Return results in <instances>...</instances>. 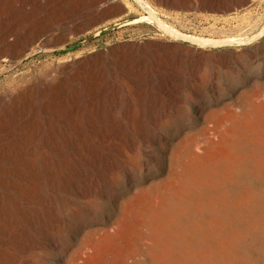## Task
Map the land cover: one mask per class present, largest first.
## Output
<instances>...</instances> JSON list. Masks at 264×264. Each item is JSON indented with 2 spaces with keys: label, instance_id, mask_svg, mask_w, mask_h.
<instances>
[{
  "label": "rangeland",
  "instance_id": "obj_1",
  "mask_svg": "<svg viewBox=\"0 0 264 264\" xmlns=\"http://www.w3.org/2000/svg\"><path fill=\"white\" fill-rule=\"evenodd\" d=\"M179 1L0 0V31L14 40L0 92L81 70L59 93L39 85L0 105V206L16 214L0 238L18 229L28 239L20 264H264V0ZM23 34L33 51L20 58ZM133 44L140 52L126 55ZM127 119L134 146L52 185L45 146L76 125L106 146L105 130ZM35 172L38 195L22 196L13 182Z\"/></svg>",
  "mask_w": 264,
  "mask_h": 264
},
{
  "label": "bare ground",
  "instance_id": "obj_2",
  "mask_svg": "<svg viewBox=\"0 0 264 264\" xmlns=\"http://www.w3.org/2000/svg\"><path fill=\"white\" fill-rule=\"evenodd\" d=\"M95 3H97V2H94V4ZM179 3H180V1H179ZM185 3L187 4V2H185ZM106 4H108V3H106ZM194 4H195V2H194ZM142 5H144V7L147 8V6H146V4L144 2H142ZM117 7H116V9H117ZM1 8H2V6L0 4V9ZM109 8H111V7L109 6ZM90 10H92V9H90ZM88 14H90V13H88ZM152 18L153 17L150 15L149 19H152ZM80 19H81V16H80ZM84 19H86V18H84ZM77 21H78V18H77ZM84 21H86V20H84ZM73 22H75V21L73 20ZM42 23H44V21ZM71 24L73 25V23H71ZM76 25H78V24H76ZM80 25L82 26V24H80ZM22 26H23V24H22ZM73 26H75V24ZM20 27H21V25H20ZM38 28H41V27H38ZM54 28H55V26H54ZM15 32H16V30H15ZM51 32H53V31H51ZM173 32H174V30H173ZM9 33L0 31V47H2V46L4 47L3 50L0 49V59H3V60L5 58H4V56L2 57V54L5 52V50L7 52V50L10 49L14 45V42H13L14 40L13 39L11 40ZM176 33H172L170 31V34H172L173 36L180 37L182 39L188 40L189 42L191 41V42L200 43V44H203V45L208 43V41L206 39L204 40V39H201L199 37L198 38L197 37L194 38V37H190L188 35H182L181 33L179 34V32H176ZM59 35H61V33ZM51 36H52V34H51ZM53 36H55V34ZM42 38H44V37H42ZM49 38H51V37L49 36ZM14 39H16V37ZM47 39H44V40H47ZM16 40H18V39H16ZM31 40L32 39L30 38V34L29 35H27V34H23L22 35V40L19 41V44H18L19 51L17 52L20 58L27 56V54H29L30 52L33 51V50H29L28 52L26 51L28 49V47L31 46V44L33 43ZM52 40H54V39L52 38ZM211 41H212L211 43H213V40H211ZM50 44H52V43H50ZM34 45H36V44L34 43ZM154 45H155L154 43L147 42L146 46H142V48L143 47L146 48L147 46L153 47ZM46 46H47V44H46ZM139 49H140V46L133 44V45L130 46V50L131 51L128 52V53H125V54L126 55H130L131 53L132 54L135 53V52L137 53L139 51ZM9 54H10V52H9ZM33 56H34V54H33ZM110 56H114L115 57V55H113V54L110 55ZM19 57H17V58H19ZM178 57H179V55H178ZM11 58H12V56H11ZM83 62H85V61H83ZM12 63H14V62H12ZM81 64H83V63H81ZM81 64H79V65H81ZM56 65H57V68H58V64H56ZM5 69L6 68H3V69L0 68V71H2V70L5 71ZM61 69H65L66 70L65 71L66 74H63L61 72ZM177 69H179V67H177ZM74 70H76V69H74ZM82 70L85 71V70H87V68H84ZM80 72H81V70H79V72L77 70L76 71L72 70V72H70V68L64 66V67H61L59 72H57V73L55 71V73L43 74V75L39 76L38 78H35L33 80V82H30V80H28L26 83L18 85L14 89L6 88L2 92H0V105L1 104L3 105L5 103H7L8 101H12L13 105L16 102L18 103V101H20L21 99L27 98L30 93L32 94L33 92H35L38 89L39 85H41L44 88V90H46L49 94L53 95V94L59 93V92L62 91V89L65 86L66 81L68 80L67 79V75L69 74L70 76H68V77L74 78ZM73 73H77V74L74 75ZM124 80H126V79H124ZM171 85L169 84V81L167 80V82L163 84L162 89H165V90H172L173 89L174 90L175 89L174 87L171 89ZM126 87H127V89H129L128 86H126ZM41 93H42V90H41ZM128 109H129L128 113L132 114V111L134 110V103L133 102L129 103ZM141 111H142V108H141ZM96 116H97V114L94 113L93 115L91 114L89 116V118H90V120H93V118L96 117ZM127 120L128 121H126V122L121 120L122 121V126H123L122 129L116 130V128H115V129L110 130L111 132H113L112 137L108 135L109 131L105 130L103 136L107 137V140H106L107 141L106 142L107 145L106 146H103L102 143H100V142L99 143H94V142L91 141L92 136L93 135L96 136L95 133H99V130H95L94 132L93 131H91V132L84 131V129H82L81 126H79V125L75 126L76 129L72 130L73 133H64V134L61 135V138L63 139L64 144L63 143H61V144L57 143L56 145L49 144L48 146H45V149L42 151L43 155H42L41 158L39 157V159H40V162H41V164L43 166L44 174L48 177V179L52 183V185L54 187H57V185L59 184L58 182L61 179V176H63V175H65L68 178V180L65 181V185L66 186L68 184H70V183H73V177H74L75 173H77V170H80V169L81 170H83V169L87 170V168L90 167V166H95L98 163L99 164L105 163L106 159H107V156H111L110 153L112 151H115V150L118 149L120 152L125 153V150L123 149V143L122 142H124V144L129 142V144H130L129 147L130 146H134L136 144V141L134 140L133 136L131 135L133 130L129 127V124H130L131 121H130V119H127ZM139 123H140V126H143V127L145 126L146 127L147 122L145 121V117H142L139 120ZM140 134H142L143 136H148V130H144ZM64 139H71L72 141L70 143H68ZM72 159H73V161H75V163L77 162V166H73L72 165V162H71ZM24 164L27 166L28 169L34 168L35 157L27 155L24 158ZM60 169H62V170H60ZM23 170H24V168H23ZM110 170H112L111 165H109L107 163V165L105 167V173L103 174L104 178H105V175L110 172ZM18 177L21 178L22 180H24L26 182V184L29 185V186H27V185L20 186L16 182H13V185L15 186V188L20 192V194L22 196L30 197V198L34 199L35 196L38 195V193H35L34 190L36 188L40 189V184H41L40 183V179H41L40 173L39 172H35V173L31 174V175H25V174L21 175L20 174ZM30 186L33 187V189H30L29 188ZM15 215L16 214L11 209L6 208V207L1 205L0 206V229H4V224L5 223H7V222L11 223V219H13L15 217ZM23 236H24V234L20 230L16 229L14 231V234H13L11 239L0 238V264H20L21 262H23L25 260L24 253H25L26 250H28L30 248L31 245H30V242H28V239L27 238L26 239L23 238ZM25 236H26V234H25Z\"/></svg>",
  "mask_w": 264,
  "mask_h": 264
},
{
  "label": "water",
  "instance_id": "obj_3",
  "mask_svg": "<svg viewBox=\"0 0 264 264\" xmlns=\"http://www.w3.org/2000/svg\"><path fill=\"white\" fill-rule=\"evenodd\" d=\"M79 46H80V44H75V45L69 46V47H67L65 49H59L58 51L59 52H63V51L73 50V49H75V48H77Z\"/></svg>",
  "mask_w": 264,
  "mask_h": 264
}]
</instances>
